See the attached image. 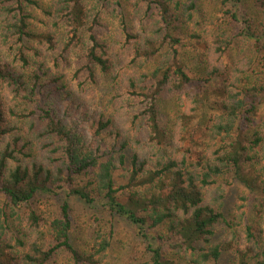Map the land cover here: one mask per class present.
Here are the masks:
<instances>
[{
	"label": "trees",
	"instance_id": "obj_1",
	"mask_svg": "<svg viewBox=\"0 0 264 264\" xmlns=\"http://www.w3.org/2000/svg\"><path fill=\"white\" fill-rule=\"evenodd\" d=\"M113 1L117 33L134 38V60L139 59L125 91L142 99L132 110L131 127L144 138L118 133L115 152H106L96 140L88 142L87 129L96 135L112 118L101 116L88 128L75 118L66 121L58 116L60 105L51 90L44 96L49 103L40 108L41 126L29 122L24 135L26 116L6 114L0 102V264H264V0H204L203 7L198 0H143L145 6L133 8L150 22L134 34L121 0ZM38 5V0H0V33L14 38V61L20 62L10 66L0 58V89L6 85L23 101L39 105L41 76L34 68L27 74L30 52L39 56L31 42L57 49L62 62L72 50H81L91 76L115 79L109 46L96 33L98 11L89 10L85 0H53L45 13L59 30L38 32L28 9ZM202 23L217 25L213 52L228 57L229 64H204L190 73L182 34L189 24L196 31ZM151 59L154 66L146 71ZM187 86L196 90L178 97L167 112L160 107L165 88L180 95ZM79 111L81 118L89 115ZM162 115L170 120L162 121ZM44 140H49V161L23 151ZM58 151L61 156L53 157ZM232 186L246 193L238 196L235 209L224 210ZM46 195L60 197L50 220L31 204ZM73 200L95 210L96 225L85 244L73 241ZM23 206L36 231L32 241L12 228ZM116 223L132 229L142 250L132 237L113 262L110 256L120 242ZM61 254L66 256L59 260Z\"/></svg>",
	"mask_w": 264,
	"mask_h": 264
},
{
	"label": "rangeland",
	"instance_id": "obj_2",
	"mask_svg": "<svg viewBox=\"0 0 264 264\" xmlns=\"http://www.w3.org/2000/svg\"><path fill=\"white\" fill-rule=\"evenodd\" d=\"M85 2L89 10L98 11L100 14V18L98 19L100 26L96 27V33L98 37L104 40L109 46V52L114 61L113 73L116 74L115 79H109L108 81L102 78L99 74H96L95 77L91 76L88 70L83 67L84 61L81 59V50H72L68 58L69 61L62 62L59 60L60 57L58 51H56L57 49H47L45 44L31 42L30 44L35 46L36 53L39 54V56H33V51L35 50L30 52V54H32L30 57L32 66L27 69V74L32 68H34V72L39 73L41 76V83L43 85H38V96L36 98L39 101V105H36L34 101L31 100L23 101L20 95H17L14 92L12 93L10 87H6V85L0 89V102L2 103V107L6 114H9L10 111H14L17 114L20 113L22 116H26L21 125V128L24 130V135H26V132H30L29 122H33L37 129L41 126L40 108L49 103L48 100L44 99V96L47 93V90H51V99L56 100L54 102L60 105L59 111L57 110L58 116H61L64 120L75 118V121L77 120L80 124H83L85 128H88L94 124V120H98L101 116H103L104 120L111 117L112 122L109 123L106 130L93 135L94 129L88 128L87 137L89 143L96 140L102 148L105 147L106 152H115V149L117 148L115 146V140L118 133H124L131 139L134 135L144 138L142 134L131 127L133 126L131 125L132 110H134L135 113V110L138 108L137 102H141L142 99L140 97L134 98L131 94L128 95L125 91L126 78L137 72L138 68L136 66L139 59L134 60V38L126 40L124 36L118 35L117 33V16L115 14L116 6L114 1L109 0L108 2L100 4L97 3V0H85ZM198 2L200 3V7H203L205 1L198 0ZM246 2L251 3L252 1L247 0ZM121 3L126 11L130 33H136L141 24L144 26L149 24L150 20H146L141 14L139 17L133 8L134 3H138L139 6H145L143 0H121ZM38 4V6L28 8L33 14L31 25L34 30L38 32L59 30L53 27L52 19H50L45 13V11L51 9L53 0H38ZM200 14L204 16V12ZM214 14L217 17L221 15V13L217 14L216 12ZM218 22H221L220 18L217 20L216 24ZM216 24L213 26L212 24L202 23L200 29L196 27V31L193 25L189 24L188 29L182 34L184 41L186 42L183 49V56L190 73L199 72L204 64L209 67L214 65L222 67L228 66V57L224 56L220 58L213 52L212 39L214 33L217 32ZM13 40L14 38L12 39L10 36L1 35L0 33V58H2L1 60H7L10 66L20 67V62L14 61L16 59L14 56L15 45ZM185 50L187 52H185ZM240 57L234 55L235 59H239ZM152 66H154V59L147 61L144 69L149 71V68ZM53 77L58 78L59 81L56 83L53 82ZM56 85L62 87L64 85L63 88H59L61 92H58V90L55 89ZM120 86L122 89H120ZM195 90V88L193 89L192 87L187 86L179 95V92L165 88L162 91L160 97L161 100L160 98L158 99V103H160V107L167 112V107H174L175 104L178 103V97L182 100V98H185V93L190 94ZM55 94H59L60 97L55 98ZM113 97L114 99L112 100ZM79 102H82V104L80 107L76 108L75 105ZM164 105H166V107ZM67 107L69 111H72L71 113L68 112ZM263 108L264 104L261 105V109ZM82 109L89 113V115H83L81 118V116H79L81 115V111L79 110ZM160 118L162 121L166 122L170 120L168 115H162ZM41 131L42 130H40V132ZM35 134H37V132ZM143 135L146 134L143 133ZM33 139L35 140V136L30 140L32 141ZM53 139L55 143L54 146H56L57 138L53 137ZM24 140H29V137L25 136ZM48 141L49 140H44V142L34 141L30 144L31 146L28 145L23 151L28 152L29 155L31 153L32 156L30 158L35 157L36 160L40 159L42 161H49L45 160L50 149V147L46 146ZM128 149L131 151V148ZM61 152L62 151L53 153V157L57 158L61 156ZM221 180L224 181L227 180V178L223 177ZM245 193L246 190L243 187L232 186L228 193L229 196L226 199L224 210L228 207L231 209L234 207L235 209V205L241 202L238 196ZM59 203L60 197L46 195L37 197L35 203L32 202L31 204L33 208L41 214L44 220H50L55 217V214L58 212ZM71 205L73 207L71 214L73 231L75 233L73 241L75 244L87 243V241L90 240L89 230L93 229L96 225L93 222L95 221L93 218L95 210L87 208L82 202L76 200H73ZM27 214V207L23 206L20 208L18 211V217L13 221L12 228H18L24 233L21 232L24 241H32L36 237V231L29 227L27 223ZM100 222L103 224V219H101ZM40 223L43 224L40 228L47 232V226H44L45 223L43 221ZM116 228V234L118 235L116 243L120 242L115 246V252L110 256V259L113 262L119 258L118 253L123 246L130 244L133 241L132 237L135 240L134 232L131 228L126 227L125 224L116 223ZM134 242L137 250H142L141 245L138 243V239ZM165 250L166 252L170 251L168 246H165ZM64 255L61 254L57 257L61 260Z\"/></svg>",
	"mask_w": 264,
	"mask_h": 264
}]
</instances>
